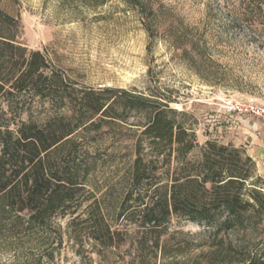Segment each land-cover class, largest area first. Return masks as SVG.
Listing matches in <instances>:
<instances>
[{
    "label": "trees",
    "instance_id": "obj_1",
    "mask_svg": "<svg viewBox=\"0 0 264 264\" xmlns=\"http://www.w3.org/2000/svg\"><path fill=\"white\" fill-rule=\"evenodd\" d=\"M122 1L153 38L161 7ZM237 1V22L264 19V0ZM3 2L0 264H51L63 243L58 221H67L77 244L92 242L101 264L116 254L121 264H264V178L247 151L217 140L201 145L189 115L166 97L78 87L20 41ZM171 38L207 80L199 43ZM133 116L141 118L130 137L134 158L116 171L117 184L103 187V161L90 154L87 136ZM174 219L203 228L207 242L191 250L181 232H169Z\"/></svg>",
    "mask_w": 264,
    "mask_h": 264
},
{
    "label": "rangeland",
    "instance_id": "obj_2",
    "mask_svg": "<svg viewBox=\"0 0 264 264\" xmlns=\"http://www.w3.org/2000/svg\"><path fill=\"white\" fill-rule=\"evenodd\" d=\"M148 1L165 14L153 38L122 0H4L2 8L19 22L20 41L42 51L78 87L166 97L172 108L189 115L201 145L217 140L248 153L254 143L264 142V122L226 110L233 100L264 105V19L256 26V19L237 22V0ZM172 36L199 43V64L205 63L207 80L180 56ZM37 111L43 115L42 108ZM139 123L141 118L133 116L128 123L87 136L90 154L103 161L97 175L103 187L117 184L116 171L134 158L130 137ZM58 224L63 243L51 264H101L92 242L77 244L66 230L67 221ZM169 232H181L195 252V246L207 242L203 228L181 219L172 221ZM120 257L116 254L110 264H121Z\"/></svg>",
    "mask_w": 264,
    "mask_h": 264
},
{
    "label": "built area",
    "instance_id": "obj_3",
    "mask_svg": "<svg viewBox=\"0 0 264 264\" xmlns=\"http://www.w3.org/2000/svg\"><path fill=\"white\" fill-rule=\"evenodd\" d=\"M226 110L229 115L250 117L264 122V105L255 101H229Z\"/></svg>",
    "mask_w": 264,
    "mask_h": 264
},
{
    "label": "crops",
    "instance_id": "obj_4",
    "mask_svg": "<svg viewBox=\"0 0 264 264\" xmlns=\"http://www.w3.org/2000/svg\"><path fill=\"white\" fill-rule=\"evenodd\" d=\"M248 154L256 161L258 172L264 178V142L254 143Z\"/></svg>",
    "mask_w": 264,
    "mask_h": 264
}]
</instances>
